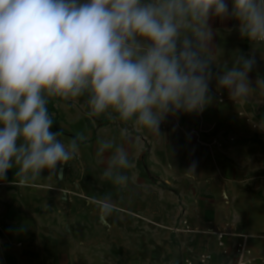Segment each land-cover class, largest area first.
Masks as SVG:
<instances>
[{"label":"crops","instance_id":"0c3cea01","mask_svg":"<svg viewBox=\"0 0 264 264\" xmlns=\"http://www.w3.org/2000/svg\"><path fill=\"white\" fill-rule=\"evenodd\" d=\"M210 24L216 30L214 72L231 66L237 51L252 53L238 21ZM259 47L246 98L230 99L213 81L218 99L200 113L166 117L161 135L108 114L89 118L86 97L49 99L51 130L63 132L58 139H85L62 175L45 170L21 185L18 166L6 173L0 182V261L184 264L209 256L206 264H233L246 236L253 264H264V46ZM103 140L128 152L134 166L122 170L127 185L102 176L105 158L97 148ZM105 196L116 205L106 217L98 207ZM183 214L188 225L175 231Z\"/></svg>","mask_w":264,"mask_h":264},{"label":"clouds","instance_id":"9594fccd","mask_svg":"<svg viewBox=\"0 0 264 264\" xmlns=\"http://www.w3.org/2000/svg\"><path fill=\"white\" fill-rule=\"evenodd\" d=\"M214 19L238 21L252 45L215 72ZM259 46L264 0H0V182L14 165L21 185L45 170L62 175L80 155L83 135L65 144L51 130L49 99L86 97L89 118L108 114L161 135L166 117L200 113L218 99L213 81L230 99L246 98ZM97 155L102 176L127 185L122 170L134 165L126 149L98 141ZM98 207L106 217L116 205L105 196Z\"/></svg>","mask_w":264,"mask_h":264},{"label":"built area","instance_id":"2783aa9c","mask_svg":"<svg viewBox=\"0 0 264 264\" xmlns=\"http://www.w3.org/2000/svg\"><path fill=\"white\" fill-rule=\"evenodd\" d=\"M183 216L184 214L181 216L175 231H179L180 225H184V226L188 225V222L184 220ZM247 241L248 240H246V236L241 237L240 242L237 244L236 257L233 264H253V259H251L252 251L250 250ZM208 260H209V256H202L199 262H195L191 259H185L184 264H206ZM0 264H3V262L0 261Z\"/></svg>","mask_w":264,"mask_h":264}]
</instances>
